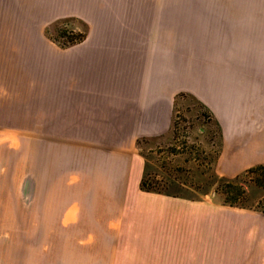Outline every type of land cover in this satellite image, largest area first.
Masks as SVG:
<instances>
[{"label": "crops", "instance_id": "obj_1", "mask_svg": "<svg viewBox=\"0 0 264 264\" xmlns=\"http://www.w3.org/2000/svg\"><path fill=\"white\" fill-rule=\"evenodd\" d=\"M215 1L245 2L0 0V53L23 55L30 73L6 101L37 120L18 133L40 137L22 182L34 184L35 222L21 208L17 229L32 234L15 264H216L218 205L142 191L139 148L168 137L177 92H191L180 81L207 63ZM64 18L85 26L67 49L43 32Z\"/></svg>", "mask_w": 264, "mask_h": 264}, {"label": "rangeland", "instance_id": "obj_2", "mask_svg": "<svg viewBox=\"0 0 264 264\" xmlns=\"http://www.w3.org/2000/svg\"><path fill=\"white\" fill-rule=\"evenodd\" d=\"M214 4L208 61L194 64V79L178 80L191 92H177L168 137L139 141L143 181L164 195L218 205L216 264H264V0ZM84 27L64 18L43 32L67 49L82 41ZM22 58L0 53V107L7 111L0 115H14L0 116V264H15L17 240L32 234L17 229L21 208L22 223L35 222L34 184L22 182L35 174L40 137L18 132H36L37 120L22 119L26 113L9 109L21 104L6 101L27 91L19 86L30 75ZM200 70L203 78H195Z\"/></svg>", "mask_w": 264, "mask_h": 264}, {"label": "trees", "instance_id": "obj_3", "mask_svg": "<svg viewBox=\"0 0 264 264\" xmlns=\"http://www.w3.org/2000/svg\"><path fill=\"white\" fill-rule=\"evenodd\" d=\"M81 39H83V37H82ZM261 169H262V168H261ZM143 180H144V178H143ZM143 180H142V182H141V187H140V189H141L142 191L160 193V191H157V190H154V189H152V188H150V187H147V186L145 185V183H144ZM160 194H161V193H160ZM162 195H164V194H162ZM225 202L228 203V204H230L231 206L234 204V203L231 202L229 199H227V197H226V199H225Z\"/></svg>", "mask_w": 264, "mask_h": 264}]
</instances>
